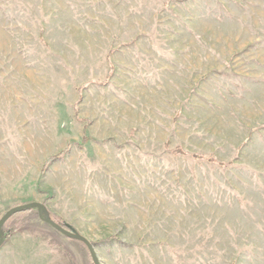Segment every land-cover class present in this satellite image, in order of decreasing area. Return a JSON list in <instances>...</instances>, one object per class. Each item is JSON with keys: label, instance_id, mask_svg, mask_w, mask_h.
<instances>
[{"label": "rangeland", "instance_id": "rangeland-1", "mask_svg": "<svg viewBox=\"0 0 264 264\" xmlns=\"http://www.w3.org/2000/svg\"><path fill=\"white\" fill-rule=\"evenodd\" d=\"M29 203L98 264H264V0H0V219ZM2 232L94 264L36 210Z\"/></svg>", "mask_w": 264, "mask_h": 264}, {"label": "water", "instance_id": "water-1", "mask_svg": "<svg viewBox=\"0 0 264 264\" xmlns=\"http://www.w3.org/2000/svg\"><path fill=\"white\" fill-rule=\"evenodd\" d=\"M44 206L39 204V203H29L23 206H18L15 208H12L10 210H8L7 212L4 213V215L1 217L0 219V247L3 243V232H2V227L4 226V224L6 223V221L11 218L13 215L24 211V210H31V209H35L38 213V217L39 219L45 223L46 225L50 226L51 228H53L54 230H56L57 232L61 233L62 235H64L65 237L69 238V239H75V240H79L81 242H83L88 249L90 250L91 256H92V260L94 262V264H98L95 253L92 249L91 244H89L82 236L74 234L70 231L69 226H65L62 227L58 224H56L55 222L51 221L50 219H46L42 216V210H43Z\"/></svg>", "mask_w": 264, "mask_h": 264}, {"label": "trees", "instance_id": "trees-1", "mask_svg": "<svg viewBox=\"0 0 264 264\" xmlns=\"http://www.w3.org/2000/svg\"><path fill=\"white\" fill-rule=\"evenodd\" d=\"M77 120H79V121H81L80 119H78L77 118ZM86 132V131H85ZM86 134V133H85ZM84 134V137L85 138H88L86 135ZM32 210H35V209H31V210H24V211H21V212H19V213H24V212H26V211H32ZM19 213H17V214H19ZM16 215V214H15ZM42 216H43V211H42ZM13 217V216H12ZM44 217V216H43ZM56 224H58V225H60V226H62V227H64V225L63 224H61L60 222H56ZM71 230V229H70ZM72 231V230H71ZM5 239H6V235H5V233L3 234V240L5 241ZM4 243V242H3Z\"/></svg>", "mask_w": 264, "mask_h": 264}]
</instances>
